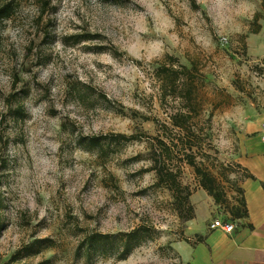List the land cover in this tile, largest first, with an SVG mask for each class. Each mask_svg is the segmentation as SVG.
I'll list each match as a JSON object with an SVG mask.
<instances>
[{
	"label": "rangeland",
	"instance_id": "374dc122",
	"mask_svg": "<svg viewBox=\"0 0 264 264\" xmlns=\"http://www.w3.org/2000/svg\"><path fill=\"white\" fill-rule=\"evenodd\" d=\"M1 1L12 10L0 24V264L43 237L53 246L16 263L185 264L173 244L187 237L190 219L145 170L149 138L113 135H154L153 118L166 113L152 63L165 54L192 62L202 79L201 117L210 115L197 160L228 199L213 201L209 217L240 207L237 156L248 125L264 122L261 0ZM180 165V181L195 192L193 168ZM140 225L149 236L124 259L117 243L90 256L76 251L85 234Z\"/></svg>",
	"mask_w": 264,
	"mask_h": 264
},
{
	"label": "trees",
	"instance_id": "16d2710c",
	"mask_svg": "<svg viewBox=\"0 0 264 264\" xmlns=\"http://www.w3.org/2000/svg\"><path fill=\"white\" fill-rule=\"evenodd\" d=\"M40 3L46 6L50 0H39ZM261 6L264 8V0H261ZM12 10L9 2L0 0V24L1 21L7 18ZM255 14L253 23L256 27L252 30L256 32L259 28V23H256ZM152 74L159 79L158 102L161 108L166 113L165 120L153 118L156 124L157 132L154 135H142L117 133L113 135L115 140H130L147 136L149 138L147 147V158L150 160L148 169L155 174V186H163L171 193L173 204L176 210L181 214L184 221L194 217V208L190 201L192 189L189 185L183 184L180 181L181 165L188 164L193 168L197 176L199 187L206 191L213 198L215 203H228L225 190L223 189L220 180L197 160L202 157V140L203 126L208 124V115L205 118L201 117V101L198 97V86L202 79L197 73L196 67L191 62L190 66L181 63L177 57L165 54L163 62L154 65L152 63ZM19 112V109H16ZM207 135V133H205ZM101 138L105 136H89L87 140L92 143H99ZM174 151L175 159L171 153ZM202 160V159H201ZM243 177H253L244 169ZM239 195L236 197V202L240 207L232 203L229 209V214L233 218L243 217L247 215L246 205L243 197L242 188L238 187ZM186 209L184 215L180 213ZM1 209V200H0ZM3 227V222L0 219V230ZM144 226H137L129 231H121L117 233H102L92 232L85 234L78 243L76 251L81 249L90 256L94 253H104L112 250L113 245L117 243L116 256L119 259H124L130 251L144 241L149 234ZM188 241L187 237H183ZM203 240V236L195 234V241ZM53 246V241L50 238H35L29 243L16 249L5 264H31L26 262H18L20 257H28L39 252V248H47ZM37 248V249H35ZM49 258L43 259L38 263L47 264Z\"/></svg>",
	"mask_w": 264,
	"mask_h": 264
},
{
	"label": "crops",
	"instance_id": "0c3cea01",
	"mask_svg": "<svg viewBox=\"0 0 264 264\" xmlns=\"http://www.w3.org/2000/svg\"><path fill=\"white\" fill-rule=\"evenodd\" d=\"M261 124L253 120L248 125L250 135L245 136L242 153L237 156L242 170L253 175L239 180L247 215L233 218L227 211L220 212L213 218L230 221L233 229L226 232L210 228L213 199L201 187L197 188L190 195L195 216L187 221L184 230L188 241L173 244L185 264H264V141L260 137L264 128ZM195 234L202 235L203 240H191Z\"/></svg>",
	"mask_w": 264,
	"mask_h": 264
},
{
	"label": "built area",
	"instance_id": "2783aa9c",
	"mask_svg": "<svg viewBox=\"0 0 264 264\" xmlns=\"http://www.w3.org/2000/svg\"><path fill=\"white\" fill-rule=\"evenodd\" d=\"M261 127L264 128V123L261 124ZM261 140L264 141V132L260 135ZM210 228H221L222 230L226 232H230L233 229V224L230 221L222 220L219 217L211 219L209 222Z\"/></svg>",
	"mask_w": 264,
	"mask_h": 264
}]
</instances>
